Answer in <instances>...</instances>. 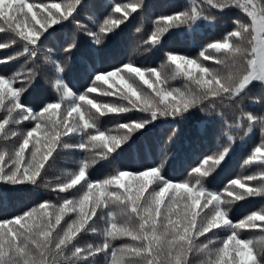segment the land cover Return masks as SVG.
<instances>
[{
  "label": "snow or ice",
  "instance_id": "1",
  "mask_svg": "<svg viewBox=\"0 0 264 264\" xmlns=\"http://www.w3.org/2000/svg\"><path fill=\"white\" fill-rule=\"evenodd\" d=\"M150 17L147 50L181 26L222 35L136 66L121 44ZM0 34V264H264V206L235 214L264 201V0H0ZM257 134L258 171L232 178ZM66 151L86 155L49 178ZM133 151L151 161L120 163Z\"/></svg>",
  "mask_w": 264,
  "mask_h": 264
},
{
  "label": "trees",
  "instance_id": "2",
  "mask_svg": "<svg viewBox=\"0 0 264 264\" xmlns=\"http://www.w3.org/2000/svg\"><path fill=\"white\" fill-rule=\"evenodd\" d=\"M107 3H126L127 0H106ZM149 2L156 6V11L160 14H170L172 8L190 6V0H149ZM119 15V14H117ZM152 19L154 17H150L146 20H138L137 22L129 25L124 41L121 44V51L120 56L125 61L131 59L136 66L146 65L149 67H157L163 63H165L166 57L165 53L171 51L173 54L178 55H188L190 58H193L198 55L199 51L201 50L202 46H206L207 43L212 42L215 39H219L222 35V30L217 27L215 29L210 28L207 26L208 23L206 22L205 25L201 26L199 32L193 38L189 35V30L186 26H181L179 28L170 29L169 32L172 33H165L164 37L162 38V47L152 48L151 50H147V45L144 44V41L148 38L152 30ZM137 28L140 31H137ZM3 37V34H0V38ZM5 50H0V57H3ZM205 63H212V61H207ZM175 67L174 65L172 66ZM169 83L174 87H182V80L179 78L174 81H169ZM107 87V85H105ZM147 87V86H145ZM93 96L98 94L93 93ZM102 124L106 128H111L114 126V123L111 120L103 119ZM157 134L163 140L166 138L167 130L158 128L156 130ZM259 144V134L256 135L253 141L249 143L247 148L243 151V153L238 152L230 165L229 173L231 174L232 178H236L237 176H245L250 174H255L258 169L251 165H244L243 161L247 158V156L251 153V150ZM210 147L209 144L198 145L197 148H203L207 150ZM86 154L81 152H65L62 154L56 162V165L53 169L49 172V178L55 179L57 176H62L66 171L71 170L74 165L73 161H79L84 158ZM151 161V157L148 156L145 152H137L133 151L131 153H126L122 158L120 163L122 164H129L132 166H139L141 164H146ZM114 168L112 165H105L103 161H97L95 165H92L89 169V172L93 176H103L111 171ZM224 183H227V180H224ZM41 193L45 196L49 195L48 189H41ZM51 198L55 199V193H51ZM29 199H35V197H24L23 203H28ZM252 203L244 205L243 208L236 210L237 216H242L246 212L252 210H259L262 206H264V201H261L260 198H249ZM243 204L244 202H238ZM21 205L18 203L16 207H20ZM3 213L0 212V218H2ZM67 218V217H66ZM98 226L102 227V223ZM257 231V235L259 231ZM92 242L89 238H85L81 241L82 244H86ZM119 243V242H117ZM198 264V261H197Z\"/></svg>",
  "mask_w": 264,
  "mask_h": 264
}]
</instances>
